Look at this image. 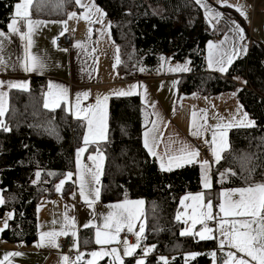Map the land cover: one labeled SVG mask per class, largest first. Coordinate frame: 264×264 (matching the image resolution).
<instances>
[{
    "label": "trees",
    "instance_id": "trees-1",
    "mask_svg": "<svg viewBox=\"0 0 264 264\" xmlns=\"http://www.w3.org/2000/svg\"><path fill=\"white\" fill-rule=\"evenodd\" d=\"M20 0H0V32H6ZM111 23L119 57L118 72L138 74L141 66L158 62L159 55L188 62L189 74L178 81L179 95H216L233 92L254 127L232 129L228 149L214 168V191L264 183V45L249 38L247 54L238 57L224 76L204 69L205 45L216 35L205 26L202 10L193 0H95ZM74 0H34L30 17L37 20L65 19ZM264 12V11H262ZM249 31L244 16L237 17ZM244 81L243 85L238 80ZM247 81V83H245ZM43 80L34 79L28 92L13 90L0 128V191L4 203L0 219L12 218L1 238L6 242L33 245L37 240L39 201L58 194L56 186L75 170L74 152L83 145L84 127L64 107H44ZM136 96L112 98L107 141L98 145L106 157L101 177V202L127 199L145 201L146 244L152 247L144 264H216L214 240L182 236L175 216L181 197L200 192L198 166L161 170L143 143L142 109ZM40 173L37 178L36 173ZM225 179L217 184V177ZM66 179L59 195L72 194L75 184ZM91 228L82 230V247L91 249ZM197 253L195 258L186 255ZM225 256V255H224ZM226 261V256H225ZM79 264H84L83 262ZM98 264H112L103 260ZM125 264H134L133 260Z\"/></svg>",
    "mask_w": 264,
    "mask_h": 264
},
{
    "label": "crops",
    "instance_id": "crops-1",
    "mask_svg": "<svg viewBox=\"0 0 264 264\" xmlns=\"http://www.w3.org/2000/svg\"><path fill=\"white\" fill-rule=\"evenodd\" d=\"M195 1V0H194ZM21 0L18 2L20 3ZM34 2V0H33ZM94 2L97 7H99L103 13L105 11L98 6L95 0H82V3L85 5H89ZM207 4L211 6L209 0H206ZM16 6V5H15ZM15 6H14V14L15 17ZM200 6V5H199ZM73 10L68 14V16L61 20H37L35 21H43L47 23H43L36 27L32 33V46L28 49V53L30 55H35L39 57L45 67L43 70H37L33 72H25L22 68L23 58L25 56V46L27 41L21 39V35L17 33H12L10 28L6 32L5 37L0 38L3 40L2 47H0V60L4 63L0 65V81L4 82L3 87H0V91L6 93V113L9 110V100L11 91L22 90L27 91L32 84L34 79L43 80L44 85V98L43 102L45 103L46 99L51 102L52 97L48 95L49 93V85H58L68 90V99L67 101L61 100L59 106L57 107H49L47 109L54 110L64 107L68 114L71 115L76 120H81L83 122L84 127V136L88 135L87 129V120L84 119L85 115H90V113L81 112V118H76V97L77 94H82L84 92H88L89 96L85 99L81 96V109L88 108L89 106L95 105L97 97L109 96L107 101V130H106V139L109 133V110L112 98L117 97H130V96H138L142 104L144 105V109H142V125H143V143H144V133L149 132V142L152 141V135H158V147L156 151L158 153L157 156H152L147 149L146 152L149 153L150 157L155 158L157 161L156 164L160 167V156H162L165 151L169 152H178L181 147H187L190 150H197V146L203 145L207 146V151L205 153L199 152V156L196 158V161L190 165H197L200 176V192L192 194H186L181 197L179 204V209L175 218L179 215L180 219L178 222L180 223L182 229L184 231L185 228L191 227V221L188 223H184L185 220L188 219L189 216L193 213V208L197 206L199 202H194L191 199L185 200L186 196H195L197 194L203 193L204 200L203 203L207 204L211 202L212 204V213L213 217L216 211H218L220 218L217 219L216 226L214 228L215 233L213 231V236L215 237V243H217L218 248L224 249L226 251V260H227V250L235 252L236 249L231 248L227 243L221 247L220 240L225 239L224 236L221 235L220 225L222 223L223 218V231H230V222L237 219H244L242 217H224V214L220 212L219 205L227 199L222 196L223 192H231L234 189L244 188V187H235L234 189L227 188L221 190H215L214 187V178L212 174H214V168L219 162L215 161V157L213 156V145L211 144L213 132H215L216 126L218 124H228L231 122L233 127L227 129V143L229 146V135L232 129L242 128L245 126H236L238 121L243 120L244 114L246 111L243 110L241 104L238 102L235 94L233 92H220L216 95H204L201 96L200 93H191L190 95H179L178 90V81L181 79L183 74H189L190 65L188 62L178 63L173 62L171 56L162 54L159 55V60L156 63L150 64L147 66H141L138 70V74L129 73L124 74L118 72V64L116 63V59L118 55L117 47L114 45V40L112 37L111 23L108 19L105 18L106 14L100 16L97 13L93 16V20L100 19L102 22L100 23H89L83 19H69V15L73 12L77 13V16H82L86 11L85 8H81L78 4H73ZM201 7V6H200ZM215 11L221 13V18L219 21L213 20L212 22L215 24L212 25V22H209V18L205 14V9L201 7L202 14L205 17L207 27L209 31L216 35L215 39H210L205 45V66L206 69L210 73H214V75L224 76L226 72H220L216 70L215 66H209V42L218 45V49L216 50V54L219 55L222 52L229 51L235 43L237 48L243 46L249 49L250 44V35L242 26V23H239V19L235 17L234 14L225 16L226 14L222 13L224 7L215 8L212 7ZM222 8V9H220ZM249 8L245 7L244 11H247ZM242 11V12H244ZM31 13V8H30ZM18 23L20 26L21 33L27 32L26 23L24 21H20L19 18ZM13 20V19H12ZM55 21V23H53ZM62 21H67V31H64V25L61 23ZM232 22H235L236 25H239L240 28L244 29L245 40L241 42L239 40L238 35L236 34L234 29V25ZM253 19V24H254ZM11 23V21H10ZM216 26H221L222 28H215ZM89 29H91V35L89 36ZM64 32L63 35L70 34L73 37V44L70 47H67V51H64L66 48H57L56 40L57 38L63 36L60 33ZM252 32L253 26H252ZM220 34V36H218ZM252 40L261 42L264 44V37L260 33H256L255 36L252 34ZM227 37V39H226ZM55 41V43L53 42ZM83 43V48L75 47L76 43ZM247 54V53H246ZM245 53H241L238 57H242L246 55ZM164 59H161V58ZM237 59V58H236ZM235 59V60H236ZM234 60V61H235ZM233 61V62H234ZM177 65L186 66L188 71H170L169 69L175 68ZM143 68L144 71H140ZM229 70V69H228ZM228 72V71H227ZM26 82L28 84V88L19 89V88H9L8 82ZM243 85L244 81L238 80ZM135 85V94L130 96H118L115 95V92L120 90L127 91L131 86ZM55 94L57 89H52ZM195 112L197 114L196 124L197 128H193L192 126V113ZM5 115L0 117V120H5ZM248 116V114H247ZM248 120L252 121L248 116ZM153 123L156 125V129L158 132H152ZM247 124V121H245ZM203 125V127H200ZM95 128V124H94ZM199 129V135H192L194 131ZM223 130V129H222ZM106 139L99 140L97 143H89L86 147V150L77 155L78 150L82 147H85L84 142L81 147H79L75 152V165L72 182L75 184V189L73 193L70 195H55L51 199H42L39 201L37 210V220L38 223V233L37 240L32 245H23L22 243H11L6 242L0 236V261H3V264H79L83 262L84 264H88L89 260H92L91 253L94 251H110L111 248L118 249L119 255L123 259V264H125L127 260H133L134 264H137L139 261V256L142 255V250L138 248L137 252L132 256H124L123 249L126 247L125 241L127 244L135 245L137 240L136 232L139 231L140 227L144 228L143 235L140 238L141 246H148L152 249L151 246L146 244L145 239V230H146V219H145V201L141 206L138 205H127L126 207L131 208L133 211L137 213V219L135 223L134 231L130 232L135 236V240H127L124 237V231L128 232L125 227L119 233L118 243L113 242L110 245H98L95 242V234L97 228L100 230L103 229L104 219L110 213H119L121 210L113 208L112 205L122 204L125 200L111 203H102L101 202V194L98 200L89 206L83 196L80 195V165H86L87 168H91L95 170V163L91 159L93 156H97L98 154H102L104 156L102 171L100 174V183L96 185L94 183H87L85 191L89 192L91 189L95 187H99L101 191V177L104 174V164L106 162V157L103 153L99 151L98 145L107 141ZM83 141V138H82ZM228 149V147L222 151L221 158L223 153ZM209 161L208 174L210 177L211 188L205 189L203 187V169L201 164L203 161ZM79 161V163H78ZM99 162V161H97ZM187 166V165H185ZM184 167V166H183ZM180 169V168H174ZM166 172V171H164ZM85 179L87 181L91 180L90 175L86 174ZM225 179L224 175H219L217 177V184H221ZM0 197H2V193L0 191ZM89 199H94L93 195H89ZM239 199V195H235L232 197L233 201ZM138 199H127V201H140ZM183 201V203H181ZM2 204H0L1 207ZM206 210V209H200ZM9 213L4 215L2 219H0V229L6 230L4 228V222H7L12 218H9ZM67 216V219L65 218ZM74 221V225H73ZM213 220L207 221L212 222ZM89 225L85 227V225ZM91 228V235L93 238V245L91 249L87 250V248L82 247L81 244V235L80 232L82 230H88ZM203 226L197 224L193 229V232L202 230ZM213 229V227H210ZM0 231V235L2 232ZM66 232V235H72V232H75L76 235L74 238V245L71 246L69 251L66 254H61L58 247V241L66 235H61L55 238V245L49 244L47 242L48 238L44 241V246H38L41 243V234L47 232ZM194 236V235H193ZM196 237V236H194ZM198 240L199 238L196 237ZM22 253V255H11L8 256L7 260H5V255L8 253ZM151 252L147 253L148 257ZM191 254V253H189ZM189 254L186 255V258L191 259ZM84 255V256H83ZM64 257H68V260L65 261ZM80 258L79 260L77 258ZM146 257L144 258L146 260ZM99 262H103V260L110 261L112 264H119L118 261H115V257L112 255H105L97 258ZM144 260V261H145ZM251 261V260H250ZM97 262V261H96ZM97 263V264H98ZM251 264H255V262L251 261Z\"/></svg>",
    "mask_w": 264,
    "mask_h": 264
},
{
    "label": "snow or ice",
    "instance_id": "snow-or-ice-1",
    "mask_svg": "<svg viewBox=\"0 0 264 264\" xmlns=\"http://www.w3.org/2000/svg\"><path fill=\"white\" fill-rule=\"evenodd\" d=\"M195 2L200 5L202 8L205 9V14L209 18V22H212L213 20L219 21L221 18V13L218 11H215L212 7H210L206 0H195ZM224 6H231L228 5L227 0H222ZM75 3L78 4L81 8H85L86 11L82 16H77V13L73 12L69 15V19L77 18V19H83L89 23H100L102 22L100 19L93 20V16H95L97 13L100 14V16L105 15L103 11L95 5L94 2L90 3L89 5H85L82 3V0H75ZM33 5V0H21L20 3H17L15 6V17L9 24V28L12 33H17L21 35V39L27 41V44L25 46V56L23 58L22 62V68L25 72H33L37 70H43L45 67V64L43 61L35 56L30 55L28 53V49L32 46V33L36 27L43 23V21H35L30 18V8ZM238 11H242L240 6H236ZM243 14V12H242ZM20 21H24L26 23L27 32L21 33L20 26L18 23V19ZM55 23V21H53ZM64 25V31H67V21H62ZM234 25L233 31L236 32V34L239 37V40L243 42L245 40L244 36V29L240 28L239 25H236L235 22H232ZM61 35L64 34L62 31L60 33ZM91 35V29H89V36ZM5 37V34L3 32H0V38ZM227 39V37H226ZM55 43V41H53ZM3 40H0V47H2ZM75 47L77 48H83V43H76ZM218 45L213 44L212 42H209L208 49H209V66H215L216 70L220 72H227L229 69V66L232 65L233 61L238 58V56L241 53L247 52L246 47H239L237 48L234 46L226 52H222L219 55L216 54V50L218 49ZM64 51H67V49H64ZM117 51H119L117 49ZM161 59H164L163 57ZM119 57L117 56L116 63L119 64ZM4 62L0 60V65H2ZM170 71H188L189 69L186 66L177 65L175 68L169 69ZM140 71H144L143 68L140 69ZM247 83V81H245ZM4 82L0 81V87H3ZM9 88H19V89H27L28 84L26 82H8ZM56 88L57 91L54 94L52 89ZM135 88L136 86H131L127 91L120 90L118 92H115V95L118 96H130L135 94ZM48 95L52 97L51 102H49L47 99L44 103L45 108L49 107H57L59 106L61 100L67 101L68 99V90L67 88H64L62 86L58 85H49V93ZM81 96L83 98H87L89 96L88 92H84L82 94H77L76 97V112L75 116L76 118H81V112L84 113H90V115H85L84 119L87 120V129H88V135H85L83 138V142L85 147H82L78 150L77 155L79 156L82 154L89 143H97L99 140L106 139V130H107V101L109 99V96H103L97 97L95 105L89 106L88 108L81 109ZM6 93L0 91V117H3L6 112ZM196 117L197 114L195 112L192 113V126L193 128H197L196 124ZM245 121H247V124H245ZM95 124V128H94ZM236 126H247V127H254L255 122L248 120L247 113L244 114V118L241 121L237 122ZM200 127H203L201 125ZM233 127V124L229 122L228 124H218L216 126V131L213 132V137L211 144L213 145V156L215 157V161L219 162L221 159V153L228 147L227 143V129ZM0 128H3L5 131H10L8 126L3 122V120H0ZM223 129V130H222ZM152 132H158L156 129L155 123H153ZM199 129L197 131H194L192 135H199ZM149 132L144 133V147L148 150V152L152 156H157L158 153L156 151V148L158 147V135H152V141L149 142ZM199 156L198 150H190L187 147H181L178 152H169L165 151V153L160 156V167L161 170L164 171H172L174 168H181L185 165H190L196 161V158ZM93 162L95 163V170L91 168H87L86 165H80L81 171H80V195L84 197L85 202L91 206L95 200H98L100 197V188L95 187L94 189H91L89 192L85 191L86 184L91 182L96 185H99L100 183V174L102 171V164L104 160V156L102 154H98L97 156L91 157ZM99 161V162H97ZM79 163V161H78ZM201 167L203 169V187L205 189L211 188V182L210 177L208 174V168H209V161L205 160L201 164ZM87 175H90L91 180L87 181L85 179ZM223 175V174H222ZM37 178H39L40 173H36ZM72 176V173L67 174V178L70 179ZM65 183V180H61L60 183L56 186V191L60 192L63 188V185ZM93 195L94 199H89V195ZM239 195V199L236 201L232 200V197L235 195ZM222 196L226 197L227 199L225 202L221 203L219 205V210L224 214V217H242L244 219H237L230 222V231H223V218L222 223L220 225L221 228V235L225 237V239L220 240V246L223 247L226 243L231 247L236 249L240 253H244L247 257L250 258L251 261L255 262V264H264V183H258L255 185H249L248 187L244 188H238L234 189L231 192H223L221 193ZM185 200L191 199L194 202H199L196 207L193 208V213L191 216L188 217L187 220L184 221V223H188V221H191V227L185 228L184 231L181 232L182 236H196L199 238V240H212L215 237L213 236V229L208 226L206 223L207 221L213 220V213H212V204L211 202L204 204V194L200 193L195 196H186L184 198ZM4 200L2 197H0V204H3ZM143 201H127L125 200L122 204H115L112 205L113 208L120 209L121 211L119 213H110L108 216L104 219V225H103V231L97 228L96 234H95V242L98 245H110L113 242H119L118 236L119 233L124 230L126 227L129 232L134 231L135 223L137 219V213L133 211L131 208L126 207L127 205H143ZM183 203V201H181ZM200 209H206V210H200ZM9 218H11L12 213L8 214ZM67 219V216L65 217ZM178 220L180 219V216L178 215L176 217ZM197 224H200L203 226L202 230L193 232V229ZM74 225V221H73ZM89 225H85V227H88ZM7 220L4 222V228H7ZM0 231H3V229H0ZM144 228L141 226L139 231L136 232L137 240L139 241L141 236L143 235ZM66 232H47L41 234V243L38 246H44V241L46 238H48L47 242L49 244L55 245V238L61 235H66ZM73 236L76 235L75 232L71 233ZM126 247L123 249V255L124 256H132L136 250V248L139 247V243L136 245H130L127 244L125 241ZM153 249H146L147 252H151ZM11 255H22V253H8L5 255V260H7L8 256ZM92 260L88 261V264H96V259L105 256V255H112L115 257V261H118L119 264H123V259L119 255L118 249L111 248L110 251L102 250V251H94L91 254ZM198 255L197 253H191L189 254L190 258H195V256ZM213 256L215 254L213 253ZM228 259L225 261V264H233V261L235 264H250L249 260H245L243 257L237 259L236 254L234 252H228L227 253ZM80 259L79 257L77 258ZM64 260L67 261L68 257H64ZM160 260L163 262V264H169V261L166 257H160ZM0 264H3V261H0ZM137 264H144L143 260H139Z\"/></svg>",
    "mask_w": 264,
    "mask_h": 264
},
{
    "label": "rangeland",
    "instance_id": "rangeland-1",
    "mask_svg": "<svg viewBox=\"0 0 264 264\" xmlns=\"http://www.w3.org/2000/svg\"><path fill=\"white\" fill-rule=\"evenodd\" d=\"M194 1V0H193ZM195 2V1H194ZM209 3L211 4V6L213 7H215V8H218V6L219 7H224V9H222V8H220V9H222L223 10V12L222 13H224V14H226L225 16H227L228 15V13H229V15H232V14H237V17L239 16V17H241L242 15L244 16V18H245V13H243L242 14V11H244V9H245V7H248V8H254V11L252 12L253 13V15H252V21L247 25L248 26V28H249V35H250V39H252V34L255 36V34L256 33H260L261 35H263V37H264V12H262V11H264V0H227V3H228V5H231V6H224L223 5V2H222V0H209ZM199 6V5H198ZM236 6H240V8L242 9V11H238L237 10V7ZM199 8H201L200 6H199ZM202 10V9H201ZM203 12V11H202ZM201 12V13H202ZM203 15V14H202ZM203 17H204V15H203ZM236 17V16H235ZM253 19H254V24H253ZM204 21H205V27L207 28V29H209L207 26V23H206V20H205V17H204ZM239 23L241 24V23H243V21L241 20V21H239ZM215 24V22L213 23L212 22V25H214ZM252 26H253V31L254 32H252ZM215 28H222L221 26H216ZM246 32H247V30H246ZM218 36H220V34H218ZM254 41V40H253ZM264 45V44H263ZM240 82V81H239ZM245 127H247V126H245ZM244 127V128H245ZM66 179L67 178H65V179H62V180H65L66 181ZM66 183V182H65ZM65 183H64V185H63V188H64V186H65ZM63 188H62V190H63ZM61 190V191H62ZM60 191V192H61ZM57 195H59V192H58V194ZM61 195V194H60ZM55 196V195H54ZM52 198V197H51ZM51 198H48V199H51ZM217 219H218V216H216V215H214V219H213V230H214V228L215 227H217L216 226V221H217ZM214 233H215V230H214ZM66 236H71L72 238H73V236L72 235H66ZM66 236H64V237H66ZM215 236V235H214ZM64 237H62V238H64ZM61 238V239H62ZM225 238V237H224ZM60 239V240H61ZM212 240H214L213 242L215 243V238L214 239H212ZM74 243H75V241H74V238H73V242H72V244H71V246H73L74 245ZM137 243H139V247L138 248H140L141 250H142V255L141 256H139L138 258H139V260H145L144 258L147 256V253H146V249H150L148 246H145L144 245V247H142L141 246V242H140V240L139 241H137L136 242V244ZM135 244V245H136ZM71 246H69L67 249V252L70 250L69 248L71 247ZM138 248H136V250H135V252H134V254L137 252V250H138ZM66 252V253H67ZM227 252H230V250H227ZM231 252H233V251H231ZM65 253V254H66ZM213 253L214 254H216V253H220V256H222V258H223V264H225V254H226V251L223 249H220V248H218V246H217V243H215V249H214V251H213ZM235 254H236V257H237V259H239V258H241V257H243L245 260H249V262H250V264H251V261H250V258L249 257H247L244 253H240V252H238L237 250L234 252ZM213 255V254H212ZM84 256V255H83ZM214 257V260H215V262H216V256H213ZM167 258V257H166ZM168 259V261H169V258H167ZM228 259V258H227ZM97 262H96V264L98 263V261L99 260H96ZM233 264H235V262L233 261Z\"/></svg>",
    "mask_w": 264,
    "mask_h": 264
},
{
    "label": "built area",
    "instance_id": "built-area-1",
    "mask_svg": "<svg viewBox=\"0 0 264 264\" xmlns=\"http://www.w3.org/2000/svg\"><path fill=\"white\" fill-rule=\"evenodd\" d=\"M253 11H254V8L251 7L247 11L243 12V13H245V19L249 22L252 21V15H253L252 12ZM72 44H73L72 35H70V34L66 35L65 34V35L57 38L55 45L57 48H60V49L66 48L67 49V47L71 46ZM196 148H197V150H199L200 152H203V153H205L207 151V146L200 145V146H197ZM214 215H216V216H218V218H220L218 211H216ZM208 226L213 227V221L209 222ZM123 233H124V237L127 240H131V241L135 240V236L132 233H130L129 231L128 232L124 231ZM72 242H73V238L71 236H66V237L62 238L60 241H58L57 250H59V252L61 254L62 253L65 254L68 250L67 248L69 246H71ZM215 256H216V264H223V258H222V256H220V253H216Z\"/></svg>",
    "mask_w": 264,
    "mask_h": 264
},
{
    "label": "bare ground",
    "instance_id": "bare-ground-1",
    "mask_svg": "<svg viewBox=\"0 0 264 264\" xmlns=\"http://www.w3.org/2000/svg\"><path fill=\"white\" fill-rule=\"evenodd\" d=\"M70 47V46H69Z\"/></svg>",
    "mask_w": 264,
    "mask_h": 264
}]
</instances>
